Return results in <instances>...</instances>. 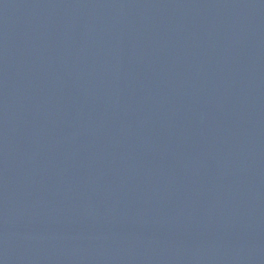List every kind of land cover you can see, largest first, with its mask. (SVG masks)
Masks as SVG:
<instances>
[{
    "label": "water",
    "instance_id": "obj_1",
    "mask_svg": "<svg viewBox=\"0 0 264 264\" xmlns=\"http://www.w3.org/2000/svg\"><path fill=\"white\" fill-rule=\"evenodd\" d=\"M0 264H264V0H0Z\"/></svg>",
    "mask_w": 264,
    "mask_h": 264
}]
</instances>
